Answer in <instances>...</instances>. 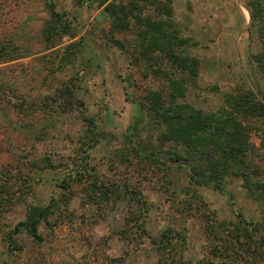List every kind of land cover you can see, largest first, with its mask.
<instances>
[{
	"label": "rangeland",
	"instance_id": "1",
	"mask_svg": "<svg viewBox=\"0 0 264 264\" xmlns=\"http://www.w3.org/2000/svg\"><path fill=\"white\" fill-rule=\"evenodd\" d=\"M14 1L12 15L20 22L12 37L22 50L0 63L1 79L16 90L1 94L11 121L0 118V264H209V250L222 238L210 243L205 235L217 222L255 224L254 238L264 240L262 203L239 177L226 176L218 190L194 185L184 164L164 155L181 147L173 141L159 146V121L146 105L153 93L168 103L172 80L181 75L155 52L139 48L134 20L129 30L111 29L97 0ZM163 1L133 14L165 16ZM243 1L251 3L252 15L256 2H263ZM47 3L69 35L53 47L42 37L52 19ZM170 4L184 41L179 51L198 63L194 79L179 80L183 93L171 95L175 103L211 112L222 105V93L237 86L264 94L257 14L250 21L249 10H242L249 17L244 24L229 0L209 10L198 0ZM15 100L30 107L14 116L8 105ZM259 125L264 130V121ZM249 140L263 150L264 132L251 130ZM250 159L264 178V154ZM64 179L70 182L65 190ZM51 198L56 206L39 227L40 242L20 229L10 234L29 205ZM165 230L177 241L170 252L154 244ZM241 254L236 264H264L257 258L252 263L246 250Z\"/></svg>",
	"mask_w": 264,
	"mask_h": 264
},
{
	"label": "trees",
	"instance_id": "2",
	"mask_svg": "<svg viewBox=\"0 0 264 264\" xmlns=\"http://www.w3.org/2000/svg\"><path fill=\"white\" fill-rule=\"evenodd\" d=\"M97 1L99 5L104 4L103 11L110 18L111 29L121 32L129 30V20H134L138 28L137 45L142 51L155 52L158 59L174 68L181 78L187 76L192 80L196 77L198 70L196 58L179 51L184 47V41L178 35L171 20L170 0H164L161 5V8L165 9V16L156 15L154 18L148 15H135L133 10L144 9L145 4L149 6L157 4L159 0H127L125 3L115 0ZM14 3L13 0H0V63L1 60L9 61L19 57L22 50L13 43L12 36L15 35L13 29L18 27L20 22L12 15ZM47 4L52 19L47 21L42 37L49 47H53L56 44L55 40H60L63 34L69 35L65 22L53 10L52 3ZM250 4V2L245 3L249 10L250 21L254 14H257L259 24L255 30L259 39L264 43V0L261 3L256 2L257 8L253 10V15ZM181 78L172 80L168 103L161 102L160 97H155L154 93L151 100L147 101V112L159 121L160 132L157 135V143L160 147L168 141L180 145V153L172 155L165 150L164 155L169 161L184 164L188 181L191 184L209 186L218 190L222 187L226 176L239 177L242 180V186L248 192L255 193L257 199L261 201L260 215L264 222V178H260L261 171L255 169L256 162L250 159L251 156L259 157L260 154H264V145L261 147L263 150L259 152L249 140L251 130L264 132L259 125L264 121V94H257L252 88L237 86L233 90L222 93V105L216 111L204 112L189 104L174 102L175 96L171 95L180 96L183 93V87L180 85ZM5 82L1 79L0 69V118L10 122L11 120L2 111L8 103L1 106V94L6 95L7 91L14 94L16 90L14 86L10 87V84H5ZM62 90V88L57 90L56 96ZM8 96L14 97V95ZM8 106L16 111L14 116H18L25 113L24 108L30 107V104L22 107V102L15 100L12 105ZM87 122L91 123V120L87 119ZM141 152L147 154L144 150ZM148 155H153V153L149 152ZM62 182L61 188L64 190L70 186L68 179ZM55 201L51 198L45 205H29L23 219L18 221L10 234L20 229L31 239L40 242L42 236L39 227L42 223L48 222V217L53 213V207L56 206ZM209 224L205 236L210 243L217 236L218 239L222 238L221 245H212L209 250L213 255L209 264H236L242 260L241 253L244 250L250 254L252 263L256 258L258 263L264 262V253L259 249V244L261 242L263 244L264 240H256L253 235L258 230L257 225L247 227L242 222L233 223L231 227L223 222ZM170 231H163L158 241L154 243L157 250L159 248L166 249L168 252L175 250L176 237ZM11 238L12 236L8 237L9 244L12 243Z\"/></svg>",
	"mask_w": 264,
	"mask_h": 264
},
{
	"label": "crops",
	"instance_id": "3",
	"mask_svg": "<svg viewBox=\"0 0 264 264\" xmlns=\"http://www.w3.org/2000/svg\"><path fill=\"white\" fill-rule=\"evenodd\" d=\"M199 3L202 5V8H206V9H211L214 5V8H221L217 3L221 2L223 0H198ZM231 3L235 2L236 3V7L240 10L241 12V16H242V20L243 23L245 24L247 21V18L249 20V17H246L247 15L242 11V10H247V7L245 5V2L243 0H229ZM226 2V1H225ZM194 8V7H193ZM198 8V6L195 7V9ZM248 16H249V11H248Z\"/></svg>",
	"mask_w": 264,
	"mask_h": 264
}]
</instances>
